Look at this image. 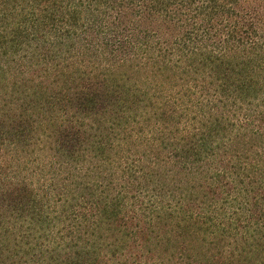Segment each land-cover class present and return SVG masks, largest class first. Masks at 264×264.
Here are the masks:
<instances>
[{
  "label": "trees",
  "instance_id": "16d2710c",
  "mask_svg": "<svg viewBox=\"0 0 264 264\" xmlns=\"http://www.w3.org/2000/svg\"><path fill=\"white\" fill-rule=\"evenodd\" d=\"M34 141L79 151V264H264V0H0V154Z\"/></svg>",
  "mask_w": 264,
  "mask_h": 264
},
{
  "label": "rangeland",
  "instance_id": "374dc122",
  "mask_svg": "<svg viewBox=\"0 0 264 264\" xmlns=\"http://www.w3.org/2000/svg\"><path fill=\"white\" fill-rule=\"evenodd\" d=\"M14 148L5 147L0 154V170L5 173L4 178L35 179L47 197L43 231H27L29 224L18 218L19 214L4 211L6 216H2L3 212H0V223L3 219L12 229L17 226L34 234L24 238L25 243L16 249L15 252L22 257L17 264H46L47 261L50 264H79V256L73 255L79 251V151L67 154L55 143L44 149L35 141L30 146ZM75 148L79 149V144ZM107 166L109 169L111 164ZM28 243H31L30 249ZM13 259L14 256L10 261Z\"/></svg>",
  "mask_w": 264,
  "mask_h": 264
}]
</instances>
